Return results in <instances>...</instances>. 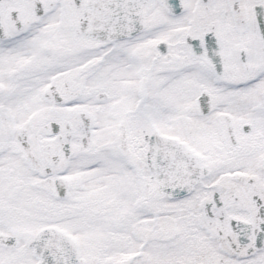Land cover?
<instances>
[{"label": "snow or ice", "instance_id": "obj_1", "mask_svg": "<svg viewBox=\"0 0 264 264\" xmlns=\"http://www.w3.org/2000/svg\"><path fill=\"white\" fill-rule=\"evenodd\" d=\"M0 264H264V0H0Z\"/></svg>", "mask_w": 264, "mask_h": 264}]
</instances>
